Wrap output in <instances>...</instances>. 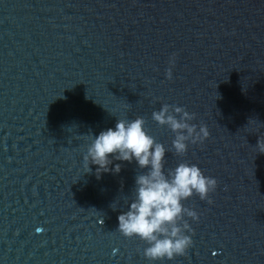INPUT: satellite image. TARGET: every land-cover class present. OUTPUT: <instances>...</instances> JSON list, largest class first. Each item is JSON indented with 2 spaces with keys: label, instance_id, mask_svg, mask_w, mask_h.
Here are the masks:
<instances>
[{
  "label": "water",
  "instance_id": "95a60500",
  "mask_svg": "<svg viewBox=\"0 0 264 264\" xmlns=\"http://www.w3.org/2000/svg\"><path fill=\"white\" fill-rule=\"evenodd\" d=\"M165 104L195 114L203 144L175 154L152 118ZM136 118L165 173L186 163L217 180L212 204L184 202L199 220L185 217L193 244L172 261L117 230L146 170L84 164L92 137ZM259 137L264 0H0V264H264Z\"/></svg>",
  "mask_w": 264,
  "mask_h": 264
},
{
  "label": "clouds",
  "instance_id": "9594fccd",
  "mask_svg": "<svg viewBox=\"0 0 264 264\" xmlns=\"http://www.w3.org/2000/svg\"><path fill=\"white\" fill-rule=\"evenodd\" d=\"M175 59L173 55L170 60L173 66ZM166 76L172 79L171 68ZM152 118L175 134L172 146L177 156L186 154L189 143L203 144L209 137L206 126L197 130V125L190 123L195 114L181 107L165 104L152 113ZM144 125L142 118L118 120L114 129L92 137L83 160L87 172L91 171L90 165L97 166L98 177L101 173L119 174L123 162L135 161L141 170H146L135 178L134 199L128 210L118 216L117 230L128 239L138 238L146 243L143 255L148 261H172L185 256L193 244L191 236L185 234L192 232L185 217L199 220L198 214L186 208L184 202L195 195L212 204L209 196L216 191L217 180L205 176L198 166L186 163L165 173L166 149L145 131ZM255 148L257 153L264 154V138H258ZM114 161L121 163L110 167Z\"/></svg>",
  "mask_w": 264,
  "mask_h": 264
}]
</instances>
